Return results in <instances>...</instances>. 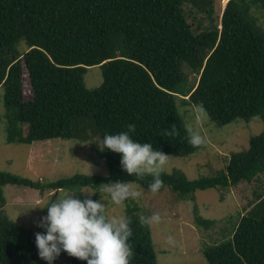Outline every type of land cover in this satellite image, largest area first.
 Masks as SVG:
<instances>
[{
	"label": "trees",
	"instance_id": "obj_1",
	"mask_svg": "<svg viewBox=\"0 0 264 264\" xmlns=\"http://www.w3.org/2000/svg\"><path fill=\"white\" fill-rule=\"evenodd\" d=\"M189 4L208 17L209 28L195 20L197 11H189ZM215 13L212 0H0V86L13 113L8 141L87 142L92 132L102 139L135 124L130 135L137 142L187 157L201 145L189 143L191 130L179 106H201L218 126L256 116L264 120V0H230L220 21ZM22 42L28 47L24 53ZM97 66L104 83L90 90L84 77ZM101 156L108 166L105 176L75 175L48 183L0 173V209L7 185L61 192L101 190L103 183L123 181L150 190L151 175H129L118 153L103 150ZM262 175L264 132L250 140L247 151L232 155L227 173L192 181L175 171L161 175L158 192L171 188L195 201L197 191L252 184ZM260 191L254 192L258 203L247 206L232 238L204 250L208 264H264ZM195 211L202 231L219 222ZM132 233L130 264H158L149 223L142 220ZM0 264H47L38 255L35 234L3 214ZM53 264L86 261L62 252Z\"/></svg>",
	"mask_w": 264,
	"mask_h": 264
},
{
	"label": "rangeland",
	"instance_id": "obj_2",
	"mask_svg": "<svg viewBox=\"0 0 264 264\" xmlns=\"http://www.w3.org/2000/svg\"><path fill=\"white\" fill-rule=\"evenodd\" d=\"M212 1L216 12L214 18L220 21L230 0ZM187 9L197 11L195 20L204 22V27L211 26L208 17L193 5L189 4ZM261 24L264 27L263 17ZM19 49L24 53L28 47L22 42ZM187 74L188 70H185V75ZM194 78L195 76L191 75L189 80L193 81ZM84 80L86 88L90 90L100 88L104 83L101 67L90 68ZM26 91L28 92L27 89ZM179 109L187 128L202 137L201 147L195 154L187 157L168 155L161 175H171L177 171L194 181L214 178L222 172L227 173L232 155L247 151L250 140L264 132V120L259 116L248 122L238 120L227 126H218L201 106L192 105L184 108L179 106ZM12 115L5 105V89L0 86V173H10L19 178L48 183L75 175L108 174V166L101 156L103 150L98 143L100 138L95 132H92L94 136L87 142L74 138L40 141L31 145L10 143L8 126L9 116ZM131 184L134 189L142 192V196L138 200L129 199L119 205L111 202L103 189L41 192L32 188L7 185L3 188L6 203L0 209V215L7 216L36 234L44 231L37 227V222L47 213L46 208L40 207L46 206L57 197L71 195L80 198L87 195L86 192L83 193L84 191H92L95 193L91 197L103 200L101 202L105 204L109 217L126 216L132 221L131 227L139 225L142 222L141 218L146 219L153 214L160 215L159 222H148L158 264H208L204 250L232 238L241 216L247 213V206L250 203H258L255 201L254 192L259 189L260 193L264 191V175L252 184L242 183L229 189L197 191L194 195L195 201L182 197L171 188L153 193L136 183ZM135 207L139 211H135ZM196 207L202 218L219 222L211 226L212 228L202 231L195 224ZM130 209L132 214L129 212Z\"/></svg>",
	"mask_w": 264,
	"mask_h": 264
},
{
	"label": "clouds",
	"instance_id": "obj_3",
	"mask_svg": "<svg viewBox=\"0 0 264 264\" xmlns=\"http://www.w3.org/2000/svg\"><path fill=\"white\" fill-rule=\"evenodd\" d=\"M127 129L115 134L105 133L98 143L102 150L120 154L121 166L129 175H151L153 180L149 189L156 193L163 184L161 173L168 155L154 149L151 143L133 139L130 133L135 131V124H129ZM189 143L200 145L202 137L189 131ZM85 192L87 195L83 199L69 195L57 197L44 207L38 206L47 209L46 215L37 222V227L44 229L35 234L39 257L47 264H53L65 252L86 264H130L132 221L123 215L109 217L103 200H93L91 196L95 192ZM103 192L116 205L142 196L130 182L123 181L103 183ZM141 219L159 222L160 215Z\"/></svg>",
	"mask_w": 264,
	"mask_h": 264
}]
</instances>
